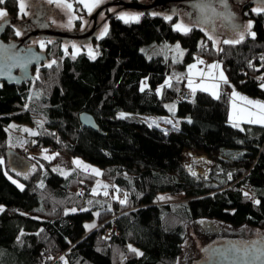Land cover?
Here are the masks:
<instances>
[{
	"label": "trees",
	"instance_id": "1",
	"mask_svg": "<svg viewBox=\"0 0 264 264\" xmlns=\"http://www.w3.org/2000/svg\"><path fill=\"white\" fill-rule=\"evenodd\" d=\"M7 8L16 13L14 3ZM165 17L140 14L138 22L123 23L115 16L94 44L95 60L63 57L38 70L31 83L0 85V264H177L186 226L199 218L264 231V127H234L228 116L233 91L264 102V6L244 12L253 37L246 33L240 43L219 48L194 23L191 31L179 32L176 18ZM13 34L9 29L2 39ZM171 43L184 49L180 62L141 53ZM196 59L220 63L227 82L217 98L197 91L192 102L179 101L183 84L164 82ZM172 105L181 120L176 130L138 118L168 114ZM86 112L97 132L79 123ZM12 123L34 127L37 137L10 147ZM12 149L32 164L24 175L7 166ZM44 149L52 159L28 157ZM189 150L214 160L206 179L185 171ZM77 158L99 168L107 196L93 194L97 178L79 170L49 184L50 167L72 169ZM154 189L165 202L150 201ZM170 196L183 198L174 202ZM73 208L76 213L68 214ZM91 219L97 226L86 231Z\"/></svg>",
	"mask_w": 264,
	"mask_h": 264
},
{
	"label": "water",
	"instance_id": "2",
	"mask_svg": "<svg viewBox=\"0 0 264 264\" xmlns=\"http://www.w3.org/2000/svg\"><path fill=\"white\" fill-rule=\"evenodd\" d=\"M114 5L103 6L92 13L91 18L94 21L93 27L89 31L68 32L49 27L46 18L52 14L51 6L40 2L32 15L34 18L32 22L36 25V30L16 41L5 42L2 40L7 27L14 19L10 16L2 18L0 20V83L6 84L8 87H20L23 83H30L35 80L31 68L41 65V63H48L49 60L43 51L39 52L33 46L23 48V45L29 43L34 37L64 44L73 41L80 47L91 45L98 38L102 24L113 18L116 13L107 17L100 25L94 23L104 10ZM115 6L120 7L122 11L128 10L143 15L158 13L170 17H177L179 10H183L187 13L188 19H191L194 24L209 35L216 32V23L219 22L220 26L227 31L228 36H235L244 31L245 9H248V6L257 8L264 6V0H147L146 3L121 1ZM235 8L238 10L237 12L234 10ZM78 121L82 127L98 131L96 122L89 113H82ZM6 159L7 166L12 172L24 175L31 169V162L22 158L13 149L7 152ZM262 253H264V237L255 238L246 243L217 242L203 250L202 260L197 264H264ZM258 256L261 257L259 260Z\"/></svg>",
	"mask_w": 264,
	"mask_h": 264
},
{
	"label": "rangeland",
	"instance_id": "3",
	"mask_svg": "<svg viewBox=\"0 0 264 264\" xmlns=\"http://www.w3.org/2000/svg\"><path fill=\"white\" fill-rule=\"evenodd\" d=\"M47 5H51L54 6V8L58 11V16L56 20H52L50 23L52 26L56 27L54 29H59V30H64V31H68V32H72V31H76V30H81L82 29V25L84 23H82V19L83 17L89 16V12L87 11V9H85L83 7V4L79 2V0H53V2H49V0H44ZM43 1V2H44ZM127 2V3H131V2H140V3H146L147 0H102V2L99 4L98 7H103L106 5H111L113 4V2ZM44 2V3H45ZM23 3L20 0V4ZM65 4H71L72 5V9H67L64 5ZM24 5V11L23 13L20 10V13L24 16L28 15V10L26 9V5L23 3ZM97 8V7H96ZM111 12H114L117 9H120V7H114L111 8ZM92 13V12H91ZM120 13H130V14H137L140 17V13L138 12H133V11H118V14H116V18L118 19V15ZM114 16V17H115ZM70 17H74V19L71 20V23H69V19ZM121 20V19H120ZM123 23L124 21L121 20ZM177 24H182L184 26H187L188 28H190V25L193 22H187L185 21V17L183 15H181L179 18L176 19ZM250 23L247 22L245 24L244 27V31L238 35H236V37H234V39H229L225 33L220 30L218 28L219 31V35H216L215 33H212L209 35V37H212L211 40H213L217 46V48H219L223 42L225 40H238L240 39L241 34H243V36H245V34L247 33L249 36H252V31L251 29L248 28V25ZM108 29H109V25L108 23L106 24ZM175 25V26H176ZM174 26V27H175ZM8 28V27H7ZM104 30V29H103ZM102 30V32H103ZM180 32V31H179ZM182 32V31H181ZM104 37V35L102 36V38ZM95 44V43H94ZM93 45H89V46H85L83 48L77 46V52L75 54V57L79 56V55H86L88 58H90L89 56V49H92L93 51V55L97 56V53L95 51V46ZM44 45V44H43ZM72 45H75L74 43L72 44H64V43H50V46H48L45 49V45L43 48H41V42L37 45L38 49H42V50H47V54H49L51 57L50 62L47 64H51L53 63V61H57V59H61L63 57H67L71 60L75 59V57L73 58V48ZM177 45H179V43H171L169 45H159V47L157 46H152L150 48H142L141 49V53L143 55L146 56V58H153L159 55H162L166 60H176V61H181V59L184 57V49L181 47V45H179V49L177 50ZM66 50H67V54H66ZM59 52L61 53L60 57H57V54H59ZM182 53V55H181ZM95 58H90L91 60H95ZM217 63V62H216ZM220 64V63H219ZM45 67H48V66ZM221 65V64H220ZM38 72V70H37ZM35 73L36 75L38 73ZM175 73H177V69L174 70V75ZM165 81L170 82L171 81V77H167ZM169 84V83H168ZM164 85H167L164 82ZM147 80L146 79H142L140 82V88L142 90H146L147 88ZM161 89L158 90V92H160ZM238 92V91H237ZM168 108V114H164L162 116H157V115H140L138 116V118L140 120H143L144 122H146L147 124H149L150 126H156L159 127L162 130H166V131H173L176 130L179 127V124L181 122V120L179 118H177L175 116V112H176V108L172 105L167 107ZM123 114V115H121ZM120 116L125 117V116H130L132 114L130 113H121ZM23 129H29L33 132H36L34 127H31L29 125H18L15 123H12L10 125V127L7 129V135L9 137V143H10V147H23V143L17 139L18 137H29L30 139H35L36 135H30L28 132L23 131ZM25 132V134H24ZM25 135V136H24ZM46 149H44L41 152H34V153H29L28 157H33L34 155H37L39 157H42L43 159H45V156H49L52 157L51 153H48L47 151H45ZM196 154H202L200 152H194L192 150L186 151L183 157V161L187 160L191 155H196ZM211 159V158H210ZM50 160V159H47ZM74 160H79L82 162L83 165H88L85 162H83L81 159L77 158V159H72V169H64L61 167H50V173L52 175V180L49 182V184L53 187L57 186L60 182H62L65 178L68 177V175L70 173H72L73 170L76 171H80L86 174H90L92 176H95L97 178L96 180V184H94V187L97 189V193H101V191H105V188L103 187H98L99 185H107L108 183L104 182V180L101 179L100 175H95L94 173L91 172V169H97L99 170L98 167L93 166V165H88L89 168L87 170H85L83 167H78L76 165H74L73 161ZM99 172L101 173V171L99 170ZM160 190H155L153 191V196L152 198H150L151 202H155L153 200V197H158L159 199H161V201H166L167 198H165L163 195L160 194ZM96 193V194H97ZM115 198V197H113ZM111 198V199H113ZM170 198H172V196H170ZM182 196H176L175 198H172L171 200L174 202L177 201H182ZM0 208H2L0 206ZM1 212V211H0ZM69 213H76L71 211V209H69V211L67 212ZM86 225H92V227H86ZM97 226V221L96 219H91V221H87L85 223V229L86 231H91L92 228ZM185 239L183 244L181 245L182 248V252L181 255L179 257V261L177 264H197L199 262H201L202 258V253L203 250H205L206 248H208L209 246H211V244L214 243H222V242H250L252 240H254L255 238H260V237H264V231L263 230H258L256 228H250L247 226H243L241 228H235V227H230L228 224H224V223H219L216 222L214 220H207V219H203V218H199L198 220H194L192 222H190L188 224V226H186V235H185Z\"/></svg>",
	"mask_w": 264,
	"mask_h": 264
},
{
	"label": "snow or ice",
	"instance_id": "4",
	"mask_svg": "<svg viewBox=\"0 0 264 264\" xmlns=\"http://www.w3.org/2000/svg\"><path fill=\"white\" fill-rule=\"evenodd\" d=\"M4 0H0V3H3ZM49 2H53V0H49ZM80 3L83 4V7L85 9H87V11L89 12V14H91V12L99 6V4L102 2V0H79ZM67 9H72V5L71 4H65L64 5ZM20 10L21 12L23 13L24 11V5L23 3L20 4ZM255 11H259V9H256ZM6 16V13L4 11H0V18H3ZM139 15L137 14H130V13H120L118 15V19H121L124 21V23H130V22H138L139 20ZM74 19V17H70L69 19V23H71V20ZM166 20H170L171 17L170 16H166L165 17ZM248 28L250 29L251 28V24L248 25ZM175 30L177 31H182L184 33H187L189 31H191L190 28H188L187 26H184L182 24H178L175 26ZM108 31V27L107 25L105 24L104 26V30L103 32L100 33V36L102 37L103 35H105ZM21 34L20 31H17L16 32V35L19 36ZM252 35L254 36V33H252ZM243 34H241L240 36V39L239 40H225L224 43L225 44H235V43H240L242 40H243ZM209 39H212V37H209ZM215 43V42H214ZM44 45L43 43H41V48H43ZM72 48H73V58L75 57V54L77 52V46L76 45H72ZM179 49V45H177V50ZM89 56L90 58H95V56L93 55V51L92 49H89ZM66 54H67V50H66ZM182 55V53H181ZM53 63H55V61H53ZM198 63H203V61H198ZM48 67H51V64L47 65ZM195 67V65H189V73H191V70ZM210 69L212 68H218L219 65L217 64H213V65H209L208 66ZM220 79L224 80L225 82L226 81V78L223 77V74L221 73L220 75ZM166 84H168L169 82L168 81H165ZM192 86V80L189 79V87ZM213 88H216L218 87V85H212ZM262 87H264V85H262ZM143 90V88H142ZM195 89H193L194 91ZM216 93L213 92V95H215ZM238 94L235 93V91H233V97H237ZM240 100L244 101V103L246 105H250L252 106V108L256 109L257 111L253 112V111H250L248 110L247 108H242L240 110V112L238 113V116H237V119H240V120H244L246 121L247 123H251V124H261V125H264V103H260L259 101H253V100H249L247 97H238ZM123 115V114H121ZM230 119H232V117L230 116ZM234 127H238L239 125L238 124H234L233 125ZM23 131L25 132H28L30 135H37L36 132H33L29 129H23ZM46 151V150H45ZM53 157H49V156H45V159H52ZM74 165L78 166V167H83L85 170H87L89 168L88 165H83L81 161L79 160H74L73 161ZM91 172L94 173L95 175H100L101 173L99 172V170L97 169H91ZM13 183H16V181H13ZM18 187H21V185H18ZM98 187H103V188H107V185H99L98 184ZM97 193V189L94 188L93 189V194H96ZM103 194L105 196L108 195V192L107 191H104ZM248 194L245 193V196H247ZM125 200H126V197H125ZM121 203H124L125 201L124 200H121L120 201ZM258 203V201H256ZM0 211H3V208H0ZM71 211L75 212L76 209L73 208L71 209ZM86 227H92V225H86ZM130 248V251H133V252H136L137 255H141V253L137 252L136 249H133L131 248V246H129ZM262 255H264V253H262ZM261 257L258 256L257 259L259 260Z\"/></svg>",
	"mask_w": 264,
	"mask_h": 264
},
{
	"label": "flooded vegetation",
	"instance_id": "5",
	"mask_svg": "<svg viewBox=\"0 0 264 264\" xmlns=\"http://www.w3.org/2000/svg\"><path fill=\"white\" fill-rule=\"evenodd\" d=\"M44 0H21V2H23L25 5H26V9L28 10V15L27 16H24V15H22L21 13H20V0H5L3 3H0V11H4L5 13H6V16H10V17H13L14 19L11 21V23H10V26L7 28V30H9V29H11L12 30V32L14 33L13 34V38H8L7 40H4L5 42H7V41H16V40H18V38H21V37H23L24 35H27L29 32H34V30H36V25H34V23L32 22V20L34 21V18L32 17V15L34 14V12H35V9H37V7H38V4L40 3V2H43ZM45 2V1H44ZM11 3H14L15 4V7H17V10H16V13L15 14H11L10 13V11H9V9L7 8V6H9ZM117 3H119V2H116V1H114L113 2V5L115 4H117ZM45 4L47 5V3L45 2ZM112 5V4H111ZM113 6V7H110L109 9H107V10H104L100 15H99V17L97 18V20H96V23H94V24H97V25H100L101 23H103L104 22V20H106V18L107 17H109L110 15H112V14H114V13H116V14H118V11H121V9H117V10H115L114 12H111V8H114V7H116V6ZM48 6V5H47ZM49 6H51V5H49ZM118 7V6H117ZM250 6H248V8H249ZM252 7V6H251ZM102 7H97V8H95L93 11H92V13L93 12H95L96 10H98V9H101ZM51 9H52V14L51 15H49L47 18H46V22L48 23V25H49V27H51V28H56V27H54V26H52L51 25V21L52 20H56L57 19V17H59L58 16V11L54 8V6H51ZM236 12L238 11L236 8L234 9ZM245 10H247V9H245ZM245 12V11H244ZM89 14V16H86V17H83V19H82V23H84L83 25H82V29L81 30H76V31H79V32H81L82 30H86V31H89L90 29H92V27H93V21H94V19L93 18H91L92 16H93V14ZM115 14V15H116ZM114 15V16H115ZM181 15H183L186 19H188L187 18V13L185 12V11H183V10H179V13H178V16L177 17H173V18H179ZM5 16V17H6ZM5 17H3V18H5ZM114 18V17H113ZM111 19V18H110ZM110 19H108L106 22H104V24H102L103 26L100 28V30H99V33H98V38L93 42V43H91V45H93L94 43H96L98 40H100L102 37L100 36V33L102 32V30L104 29V26H105V24H107V22L110 20ZM0 20H2V18H0ZM188 20H191V19H188ZM193 22V21H192ZM96 25V26H97ZM196 25V24H195ZM197 26V25H196ZM198 27V26H197ZM218 28L220 29V30H222L224 33H225V35L229 38V39H234V37H236V35H238V34H236L235 36H228V34H227V31L226 30H224L221 26H220V23L219 22H217L216 23V32H215V34L216 35H219V31H218ZM202 29V28H201ZM17 31H20L21 32V34L19 35V36H17L16 35V32ZM7 32V31H6ZM5 34V33H4ZM3 40V39H2ZM43 43L44 45H45V49L48 47V46H50V43L52 42V43H54V44H56L55 42H53V41H48V40H44V39H38L37 37H34V38H32V40L31 41H29V43H27V44H24L23 45V48H27V47H29V46H33V47H35V49H37V51H43L45 54H46V57H47V59L49 60L48 61V63L50 62V59H49V54H47V50H42V49H38L37 48V45L39 44V43ZM72 43H74L75 45H77V46H79L76 42H70V43H68V44H72ZM80 47V46H79ZM83 47H85V46H83ZM83 47H81V48H83ZM47 63V64H48ZM47 64H45V63H41V65H39V66H34V67H32L31 68V71H32V73H33V75L35 76V73L37 72V70H40L41 68H43V67H45ZM31 83V82H30ZM23 84H25V83H23ZM0 85H6V84H2V83H0Z\"/></svg>",
	"mask_w": 264,
	"mask_h": 264
},
{
	"label": "crops",
	"instance_id": "6",
	"mask_svg": "<svg viewBox=\"0 0 264 264\" xmlns=\"http://www.w3.org/2000/svg\"><path fill=\"white\" fill-rule=\"evenodd\" d=\"M184 55H185V52H184ZM174 61L180 62V60L179 61L174 60ZM198 61H203V63H198ZM213 64H217L219 65V67L210 69L208 66L213 65ZM189 65H195V67L191 70V73H189ZM221 73L223 74V77L226 78V81H227L226 73H224L222 66L219 63H216V62L209 63L205 61L204 59H196L192 61V63H189L186 67H184L181 73L179 72L178 74H176L175 75L176 78L172 75L170 77H171V80L177 79L179 82H181L185 90L191 95H193L197 91H200L203 93L206 92L207 94L211 95L213 98H217L219 96L220 87L225 83L224 80L220 79ZM189 79L192 80L191 87H189ZM212 85H218V87L213 88ZM261 88L264 91V87L261 86ZM193 89L195 90L193 91ZM213 92H215L216 94L213 95ZM235 93L238 94L237 97H233V92L231 93L232 96L230 99V103H229L230 106H229V112H228L229 122L232 125L234 124H238V125L248 124L249 125L251 123H247L244 120L237 119L238 113L240 112L242 108H247L248 110L253 111V112L257 110L252 108V106L250 105H246L244 101L240 100L238 97L242 96V97H247L249 100L259 101L260 103H264V102L261 101L260 99H255L248 95L242 94L239 91L237 92V90L235 91ZM230 116L232 117V119H230ZM252 125L264 127V125H261V124H252ZM21 138L22 137L20 138L18 137L17 139L21 140ZM24 138L29 139V137L27 136L23 137V139ZM24 145L25 143L23 142V146Z\"/></svg>",
	"mask_w": 264,
	"mask_h": 264
},
{
	"label": "built area",
	"instance_id": "7",
	"mask_svg": "<svg viewBox=\"0 0 264 264\" xmlns=\"http://www.w3.org/2000/svg\"><path fill=\"white\" fill-rule=\"evenodd\" d=\"M177 97L179 101H182V102L185 101V102L190 103L193 101V96L190 93H188L184 87H182L178 91ZM200 161H204L205 164L199 168L197 167V165L199 164ZM184 168H185V171L188 172V174L191 177L196 178V179L197 178L206 179L208 175L212 172V170L215 168V162L214 160L210 159L208 155H205L204 153L196 154L193 156L191 155L187 160H184Z\"/></svg>",
	"mask_w": 264,
	"mask_h": 264
},
{
	"label": "bare ground",
	"instance_id": "8",
	"mask_svg": "<svg viewBox=\"0 0 264 264\" xmlns=\"http://www.w3.org/2000/svg\"><path fill=\"white\" fill-rule=\"evenodd\" d=\"M207 163H208V161H207ZM207 163H206V164H207ZM197 164H198V162H197ZM204 164H205L204 161H200L199 164L197 165V167L200 168V167H202Z\"/></svg>",
	"mask_w": 264,
	"mask_h": 264
}]
</instances>
